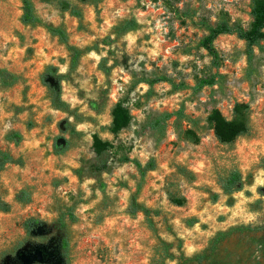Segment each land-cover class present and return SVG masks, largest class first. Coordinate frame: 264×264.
Segmentation results:
<instances>
[{"label":"rangeland","instance_id":"374dc122","mask_svg":"<svg viewBox=\"0 0 264 264\" xmlns=\"http://www.w3.org/2000/svg\"><path fill=\"white\" fill-rule=\"evenodd\" d=\"M65 1L30 0L37 19L23 24L21 1L0 0V68L15 75L0 84V150L13 158L0 169V264L36 246L46 261L32 264H264V37L248 58L232 33L214 37V60L200 45L219 19L246 25L249 0ZM51 27L79 51L73 68ZM46 64L62 74L59 108L38 81ZM119 100L130 119L113 133ZM235 102L248 131L218 143L205 116L214 107L230 118ZM94 137L111 147L95 155ZM231 167L242 186L225 195L216 178ZM19 189L27 201L14 200ZM27 218L39 234L26 233ZM58 231L61 259L47 255Z\"/></svg>","mask_w":264,"mask_h":264},{"label":"trees","instance_id":"16d2710c","mask_svg":"<svg viewBox=\"0 0 264 264\" xmlns=\"http://www.w3.org/2000/svg\"><path fill=\"white\" fill-rule=\"evenodd\" d=\"M20 16L19 21L23 24H33L36 21L33 7L30 0H20ZM61 9L67 7L65 0H56ZM80 2L93 1V0H76ZM69 13L77 16V11L73 8L69 9ZM248 16L249 20L246 25L242 26L237 22H229L227 19H219L212 25L207 27L205 35L200 39V45L209 53L214 60L216 54L212 45V40L218 34L232 33L237 38L241 39L244 43L245 54L248 58L251 54L252 47L257 44L259 40L264 37V0H249L248 3ZM51 33L57 36V38L65 43L68 52V67L73 68L76 64L79 56V51L73 46L66 44L64 32L58 27H51L49 29ZM62 74L57 72L56 66L53 64H46L43 66L38 74L39 83L45 88L48 94V98L54 107L59 108L63 105V102L59 98V81ZM164 79L162 76H156L150 78L148 83H152L158 80ZM15 80V75L4 69L0 68V84L4 86L11 85ZM201 83H205L204 80H200ZM231 117L225 118L218 109L211 107L205 116V121L208 127L211 129L212 135L218 143L228 144L231 143L237 136L245 134L248 131V109L245 103L235 102L231 108ZM109 131L116 133L120 128L124 127L130 119L127 109L121 105V101L115 102L109 111ZM165 116L167 114H164ZM185 135L188 138L195 140V136L191 130H185ZM8 139L16 144L20 140V134L17 132H10ZM111 147V144L107 141H101L97 137L93 138V149L95 155L99 154L102 149ZM65 148V145L55 147V152H61ZM13 162L12 156L5 150H0V169L6 163ZM150 164V163H149ZM257 167L264 171V158H259L256 163ZM216 184L222 194L228 195L234 191H238L242 186V178L239 171L235 167L227 169V171L216 178ZM216 194H211L213 199ZM168 199L175 205H181L184 198L180 195L167 192ZM14 200L18 202H25L28 200V196L24 189H19L14 193ZM9 208V204L0 198V212H6ZM137 209L133 204L128 205V212L133 213ZM146 224L150 227L151 222L147 218V208H142ZM187 224L195 222L193 217L185 219ZM36 225H42L41 221L35 218H27L23 221V227L26 233L30 234ZM48 244L50 245L48 256L61 259L65 252L66 241L61 232H57L55 235L49 238ZM50 254V255H49ZM8 257H3L1 262H5ZM14 264L13 260L11 259Z\"/></svg>","mask_w":264,"mask_h":264},{"label":"water","instance_id":"95a60500","mask_svg":"<svg viewBox=\"0 0 264 264\" xmlns=\"http://www.w3.org/2000/svg\"><path fill=\"white\" fill-rule=\"evenodd\" d=\"M40 226L37 225L34 233H40ZM15 258L19 261L18 264H32V263H43L46 261L45 253L42 247L36 246L30 251L17 250L15 252ZM58 262L55 261V264Z\"/></svg>","mask_w":264,"mask_h":264},{"label":"flooded vegetation","instance_id":"af4514ba","mask_svg":"<svg viewBox=\"0 0 264 264\" xmlns=\"http://www.w3.org/2000/svg\"><path fill=\"white\" fill-rule=\"evenodd\" d=\"M50 246V245H49ZM46 256V255H45Z\"/></svg>","mask_w":264,"mask_h":264}]
</instances>
